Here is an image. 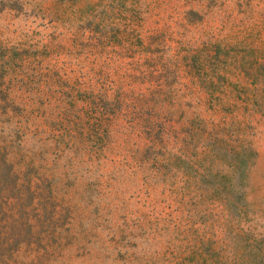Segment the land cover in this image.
Here are the masks:
<instances>
[{"label":"rangeland","instance_id":"1","mask_svg":"<svg viewBox=\"0 0 264 264\" xmlns=\"http://www.w3.org/2000/svg\"><path fill=\"white\" fill-rule=\"evenodd\" d=\"M0 264H264V0H0Z\"/></svg>","mask_w":264,"mask_h":264}]
</instances>
